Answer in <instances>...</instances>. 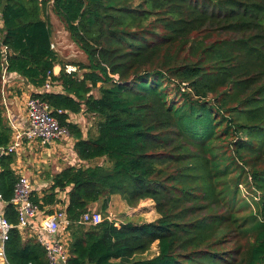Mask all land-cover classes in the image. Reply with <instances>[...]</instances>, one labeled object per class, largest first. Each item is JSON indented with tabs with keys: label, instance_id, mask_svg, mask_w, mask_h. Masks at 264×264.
<instances>
[{
	"label": "trees",
	"instance_id": "16d2710c",
	"mask_svg": "<svg viewBox=\"0 0 264 264\" xmlns=\"http://www.w3.org/2000/svg\"><path fill=\"white\" fill-rule=\"evenodd\" d=\"M48 8L86 56L70 74L51 49ZM0 20V146L12 136L2 47L7 72L34 88L62 65L52 80L64 93L32 97L89 165L62 169L31 200L52 214L65 192L67 264H264V0H0ZM80 112L94 116L86 138L67 122ZM13 162L0 158V194L15 225ZM113 196L129 208L151 200L159 217L79 223L94 204L105 218ZM5 258L48 264L30 227L10 230Z\"/></svg>",
	"mask_w": 264,
	"mask_h": 264
},
{
	"label": "built area",
	"instance_id": "2783aa9c",
	"mask_svg": "<svg viewBox=\"0 0 264 264\" xmlns=\"http://www.w3.org/2000/svg\"><path fill=\"white\" fill-rule=\"evenodd\" d=\"M42 2L43 0H38ZM53 0H48L51 5ZM53 46H51V49ZM53 50V49H52ZM3 70L1 75L2 84L8 74L6 69V58L10 51L6 46L2 49ZM76 71V67L67 66L65 72L70 74ZM53 71L47 73L46 80L42 87H39L40 92H53L54 81L52 80ZM58 114L62 111L58 110ZM69 115V114H68ZM25 118L26 125L21 128L13 127L11 140L5 146H0V158L16 153L23 143L38 142L41 145H50L54 142H69L72 140L69 129L61 126L56 117L52 115V109L47 102L37 97H30L25 102ZM68 122V121H67ZM74 142L71 147H73ZM75 162V168L81 166L87 167L88 164L77 163L80 160L74 150L71 152ZM67 159V158H66ZM82 161V160H80ZM77 163V164H76ZM33 187L28 178L24 175L18 176L15 184L13 197L10 201L16 212V224H11L4 213L5 202L0 194V264H7L5 258V243L8 241L10 230L16 228L24 230L27 227L32 228L37 233V238L44 248L48 264H67L68 261V240L65 239V229L69 225L66 217L65 207L67 205L54 210L52 214H46L41 210L38 204L31 200ZM107 220L118 226V223L111 214H107L105 218L95 209H89L80 218L83 225L95 226Z\"/></svg>",
	"mask_w": 264,
	"mask_h": 264
},
{
	"label": "crops",
	"instance_id": "0c3cea01",
	"mask_svg": "<svg viewBox=\"0 0 264 264\" xmlns=\"http://www.w3.org/2000/svg\"><path fill=\"white\" fill-rule=\"evenodd\" d=\"M46 18H48L51 28L53 30V24L58 21L52 14L51 10L45 12ZM56 19H54L53 18ZM2 26L0 20V27ZM65 30V29H64ZM66 31V30H65ZM53 40L59 41L52 32L51 46L53 51L57 54L59 61L62 62L64 68L67 66H75L72 62H64L61 51L56 48ZM62 66V65H61ZM61 66H55L53 68V75L57 76L61 70ZM76 67V66H75ZM57 71V73H56ZM39 88H34L28 84L22 77L16 74H7L2 84V98L5 109V117L8 120V125L13 130L15 128H21L26 125L25 118V102L28 98L33 95H39ZM51 93H64L62 86L59 83H54L53 92ZM94 116L89 115L85 112L68 115V123L77 125L83 134V138H86L87 133L93 126ZM69 142L61 141L54 142L50 145H41L38 142L23 143L21 147L14 153V162L11 165V169L17 176L24 175L28 178L29 182L33 187V193L38 197H42L43 192L48 190L52 185L53 176L59 173L62 169L68 166H74L75 162L70 157L73 151L72 144L74 142L71 138ZM75 153V151H74ZM76 154V153H75ZM67 158V159H66ZM52 163H56L54 171L50 172L49 169ZM77 163L88 164L87 162L78 160ZM76 163V164H77ZM89 165V164H88ZM58 203L53 207L54 210L64 207L67 203L66 194L64 191L56 190ZM127 208V205L121 200L119 196L111 197L109 207L107 210L108 214L118 213L123 209ZM97 205H92L91 209L96 210ZM127 214V213H126ZM65 239L68 240L67 234ZM156 248V245H154Z\"/></svg>",
	"mask_w": 264,
	"mask_h": 264
},
{
	"label": "rangeland",
	"instance_id": "374dc122",
	"mask_svg": "<svg viewBox=\"0 0 264 264\" xmlns=\"http://www.w3.org/2000/svg\"><path fill=\"white\" fill-rule=\"evenodd\" d=\"M54 18V16H53ZM55 19V18H54ZM56 20V19H55ZM53 34L59 41L53 40L56 48L61 51V55L64 57V62H72L74 65L86 62V56L84 53L70 40L68 33L64 30L63 25L59 21H55L53 24ZM72 66V65H71ZM76 66V65H75ZM73 66V67H75ZM76 69L78 67L76 66ZM104 163L102 159L91 162V164H102ZM56 163H52L49 169L50 172L54 171V166ZM240 194L247 201H251L254 195L253 190L244 184L239 185ZM125 208V207H124ZM98 211V208H96ZM127 213V214H126ZM118 224L123 223L127 220L132 222H152L156 220L159 216L154 209V203L151 200L141 201L135 208H127L119 211L116 214L111 212ZM156 248L153 245L151 250L143 255V257H151L156 254Z\"/></svg>",
	"mask_w": 264,
	"mask_h": 264
},
{
	"label": "water",
	"instance_id": "95a60500",
	"mask_svg": "<svg viewBox=\"0 0 264 264\" xmlns=\"http://www.w3.org/2000/svg\"><path fill=\"white\" fill-rule=\"evenodd\" d=\"M56 73H57V71H56Z\"/></svg>",
	"mask_w": 264,
	"mask_h": 264
}]
</instances>
